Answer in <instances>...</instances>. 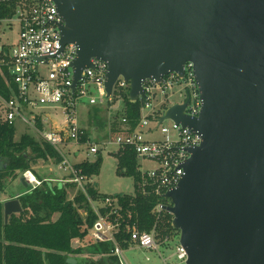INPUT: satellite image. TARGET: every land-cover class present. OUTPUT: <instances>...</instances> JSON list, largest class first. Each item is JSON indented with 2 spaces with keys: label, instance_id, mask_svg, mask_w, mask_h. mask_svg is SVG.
Returning <instances> with one entry per match:
<instances>
[{
  "label": "water",
  "instance_id": "obj_1",
  "mask_svg": "<svg viewBox=\"0 0 264 264\" xmlns=\"http://www.w3.org/2000/svg\"><path fill=\"white\" fill-rule=\"evenodd\" d=\"M53 1L64 21L62 49L78 47L73 88L101 58L108 95L123 76L136 103L143 80L184 77L186 62L194 63L199 116L186 115V102L160 118L202 135L180 183L164 194L185 264H264V0ZM24 193L4 200L6 224L24 211Z\"/></svg>",
  "mask_w": 264,
  "mask_h": 264
},
{
  "label": "built area",
  "instance_id": "obj_2",
  "mask_svg": "<svg viewBox=\"0 0 264 264\" xmlns=\"http://www.w3.org/2000/svg\"><path fill=\"white\" fill-rule=\"evenodd\" d=\"M12 3L15 4L13 8ZM4 11L8 12L1 16ZM63 23L53 0H0V34L12 30L15 24L19 28L15 43L7 48L0 43V83L10 94V98H6L0 93V120L15 126L18 121L22 122L24 128L57 151L61 160L55 165L68 176L54 180L61 187L74 184L72 200L78 192L86 195L97 216L88 235L95 242L112 244L111 254L117 257L119 264H128L123 252L128 247L152 251L168 264V257L161 249L168 246L173 236L161 235L158 228L168 215L174 216L167 210L173 205L172 201L164 194L180 183L183 165L191 156L189 149L201 145L202 135L174 119L160 122V118L173 104L186 102V115L199 116L202 99L194 63L186 62L184 77L172 71L159 82L152 78L143 80L139 119L136 127H131L124 115V104L113 105L124 98L123 93L130 89V82L120 76L109 96L106 91L108 63L105 60L92 58L91 65L84 67L81 79L73 88L72 64L77 58L78 47L69 43L62 49L60 26ZM83 101L90 106H107L112 111L123 108L120 121L128 130L102 142L91 134L87 136V128L79 123V106ZM165 121L172 122L173 127H166ZM157 131H161L165 138L150 140L146 137L147 133L153 135ZM173 132L175 137H172ZM102 145V149L115 145L116 155L128 151L135 154V193L129 195V202L115 195L101 196L99 193V197L92 196L89 187L94 186V181L78 164L70 161L66 150L72 146L85 147L88 160L101 153ZM73 154L80 156L82 151ZM22 176L33 188L43 183L33 170L25 171ZM31 176L34 180L30 179ZM139 196L156 199L151 210L154 224L150 231L140 227L135 202ZM86 214L81 211L82 217L85 218ZM177 238L175 255L185 264L188 254L179 242L180 234ZM124 243L128 244L126 248Z\"/></svg>",
  "mask_w": 264,
  "mask_h": 264
},
{
  "label": "trees",
  "instance_id": "obj_3",
  "mask_svg": "<svg viewBox=\"0 0 264 264\" xmlns=\"http://www.w3.org/2000/svg\"><path fill=\"white\" fill-rule=\"evenodd\" d=\"M14 7V3H12ZM9 11V9H8ZM1 13L5 15L6 12ZM0 93L6 98L10 94L0 83ZM123 102L129 119V124L136 127L140 115V101L136 103L130 100V91L123 93ZM15 124L10 125L0 120V190L6 191L8 185L18 178L25 171L32 170V163L39 159L47 162L58 163L61 157L57 151L32 134H25L20 140L15 139ZM90 136V133H87ZM31 151V154L29 153ZM100 155V154H99ZM98 155V156H99ZM114 155L119 162V175H134L136 168V157L132 151L124 154ZM101 156L94 162L84 160L78 163L84 174L94 178L99 175L102 167ZM41 186L27 189L20 197L24 211L12 215L6 224L4 219V203L0 201V264H113L118 263L116 256L111 254L112 244L109 242H95L88 235L89 228L93 225L97 216L90 205L86 195L78 192L74 200L70 196L75 192L73 183H68L66 187L53 185L51 182L43 181ZM89 193L94 197H99L97 184L89 187ZM106 195V194H103ZM101 194V196H103ZM100 196V197H101ZM127 202L129 195L117 194ZM137 211L140 216V227L150 231L154 224L151 210L156 203L155 198L137 197ZM81 211L87 212L85 218ZM173 218L168 215L165 222L158 228L161 235L169 234L173 237L179 236L181 232L172 226ZM79 245L74 247L75 241ZM90 247L91 252L96 255L108 254V259L101 256L100 260H82L78 257L85 253L84 247ZM126 248L128 244L124 243ZM73 256V257H72ZM69 258H75L76 263H72ZM119 264V263H118Z\"/></svg>",
  "mask_w": 264,
  "mask_h": 264
},
{
  "label": "rangeland",
  "instance_id": "obj_4",
  "mask_svg": "<svg viewBox=\"0 0 264 264\" xmlns=\"http://www.w3.org/2000/svg\"><path fill=\"white\" fill-rule=\"evenodd\" d=\"M19 28L18 25L15 24L12 30L6 31L3 34H0V43L6 45V48L12 45L17 41ZM175 101H178L177 98H174ZM124 104L123 99H119L113 105ZM123 107V106H122ZM123 108L119 110L112 111L107 106H90L83 101L82 104L79 106V123L82 127L87 128L88 132L93 136L97 137L96 140L102 142L103 140H109L111 137L116 136L122 131H127L128 127H124L121 123L120 118L123 115ZM164 125L168 128H172V122L165 121ZM22 122L18 121L16 126V134L15 139L20 140L23 135L25 134H32L36 137V139L40 140V137L35 133L29 132ZM132 127V126H131ZM175 132L172 133V137H175ZM146 137L150 140H159L164 139L165 135L162 134L161 131L155 132V134L151 135L149 133L146 134ZM103 148V145L101 149ZM117 149L115 145H109L102 149L99 156L102 159V167L99 175L92 178L95 184H97V189L100 194L106 195H117V194H126V195H133L135 193V180L133 175H119L118 174V167L119 162L117 161L116 156L114 155V151ZM69 159L72 163L78 164L83 162L86 159L85 155V147L82 146H72L66 148ZM78 150L82 151L80 156H76L73 152ZM31 154V151H29ZM99 156H90L88 161L94 162L98 159ZM32 170L34 173H37L43 181L51 180L53 185H57L53 179L59 178H67L66 175H63V172H60L56 165L53 164L52 160L47 162L43 161L42 159L37 160L36 162L32 163ZM22 175L18 178L20 179ZM33 177V176H32ZM18 178L10 183L6 189V191H2L0 194V201L4 203V200L10 199L16 194L17 192H25L27 189H31L33 187L32 184H28V187H25L23 183L19 182ZM31 178V177H30ZM34 178V177H33ZM52 178V179H50ZM181 234V233H180ZM178 238L173 237L169 242L166 248L161 249L164 252V256L168 257V264H184V262L177 259L176 253V244ZM77 243L76 247L79 245V241H75ZM85 253L80 254L78 257L82 260L93 259V260H100L101 256L108 259V254L105 255H96L91 252L90 247H84ZM124 256L128 262V264H164V261L161 260V256L156 254L152 251L138 248V247H130L124 249ZM73 257V256H72ZM149 258V259H148ZM177 262V263H176ZM113 264H118L114 262Z\"/></svg>",
  "mask_w": 264,
  "mask_h": 264
},
{
  "label": "crops",
  "instance_id": "obj_5",
  "mask_svg": "<svg viewBox=\"0 0 264 264\" xmlns=\"http://www.w3.org/2000/svg\"><path fill=\"white\" fill-rule=\"evenodd\" d=\"M75 155H76V154H75ZM76 156H77V155H76ZM35 175H36V173H35ZM63 175H64V174H63ZM22 177H23V176H22ZM36 178L39 179L37 176H36ZM50 179H52V178H50ZM53 180H54V179H53ZM46 181L49 182L50 180H46ZM51 183H52V182H51ZM128 248H130V247H128ZM161 260L164 261L162 258H161ZM164 264H166V263H164Z\"/></svg>",
  "mask_w": 264,
  "mask_h": 264
},
{
  "label": "flooded vegetation",
  "instance_id": "obj_6",
  "mask_svg": "<svg viewBox=\"0 0 264 264\" xmlns=\"http://www.w3.org/2000/svg\"><path fill=\"white\" fill-rule=\"evenodd\" d=\"M1 163H2V158H0V164H1ZM16 179H17V178H16ZM16 179H14V180H16ZM14 180H13V181H14ZM18 180H19V182H21V178H20V179L18 178Z\"/></svg>",
  "mask_w": 264,
  "mask_h": 264
},
{
  "label": "bare ground",
  "instance_id": "obj_7",
  "mask_svg": "<svg viewBox=\"0 0 264 264\" xmlns=\"http://www.w3.org/2000/svg\"><path fill=\"white\" fill-rule=\"evenodd\" d=\"M30 179H32V180H34V178L31 176V178Z\"/></svg>",
  "mask_w": 264,
  "mask_h": 264
}]
</instances>
